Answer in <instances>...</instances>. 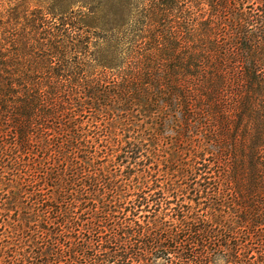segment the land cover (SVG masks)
Masks as SVG:
<instances>
[{"label": "trees", "instance_id": "obj_1", "mask_svg": "<svg viewBox=\"0 0 264 264\" xmlns=\"http://www.w3.org/2000/svg\"><path fill=\"white\" fill-rule=\"evenodd\" d=\"M77 5L90 12H69ZM47 10L25 12L24 32L0 38V159L22 161L38 144L49 164L32 182L43 221L2 247L0 264H264V0H65ZM148 88L214 148L183 171V187L151 184L149 166L132 180L134 168L124 179L97 165L110 155L86 119ZM124 144L120 157L143 156L140 140ZM223 208L233 210L225 224L204 214Z\"/></svg>", "mask_w": 264, "mask_h": 264}, {"label": "rangeland", "instance_id": "obj_2", "mask_svg": "<svg viewBox=\"0 0 264 264\" xmlns=\"http://www.w3.org/2000/svg\"><path fill=\"white\" fill-rule=\"evenodd\" d=\"M57 1L65 0H0V27L3 28L0 29V38L6 36L10 39L16 34L14 32H17L16 36L22 34L25 26L21 17L25 12H49L47 8ZM82 6L77 5L69 12H90L89 7ZM18 15L20 19L16 21L14 16ZM154 94L158 92L148 88L146 96L139 97L135 104H122L111 108L113 110L107 115H95L92 120L89 117L86 119L90 135L100 137L96 150L104 153V157L108 153L110 155L108 160L98 158L96 162L98 166L107 168L114 175L128 176L127 167L134 168L132 180L144 177V167L149 166L151 170H147L153 175V178L149 177L151 184L152 180H157L164 190H167L170 184H181L183 187L180 183L184 182L183 171L194 164L195 160L201 162L202 158H210L214 148L210 147L202 131L183 128L185 124L179 114L172 111L162 112L160 107L155 106L151 101L157 98L152 97ZM162 104L161 101L160 106ZM135 139L146 146L143 156L136 160L120 157V144ZM37 146L32 148V153H27V158L22 157V161H10L13 156L5 160L0 159V249L4 246L14 248L20 245L31 228L43 221V215L40 213L43 205L39 203L38 190L32 182L49 168V164L46 162L47 154L44 153L47 151H42V147ZM70 160L73 161L72 157ZM127 160L130 162L127 163ZM51 166L58 168L54 162H51ZM63 168L62 165L59 169H53L60 171ZM120 171L121 173H118ZM137 183L136 189L142 185ZM41 187L46 188L42 193L47 194L49 188L45 187V184ZM230 195L233 196L231 192L228 196ZM230 204H233V200ZM204 214L211 221L225 224L233 217V210L223 208L216 213L208 210Z\"/></svg>", "mask_w": 264, "mask_h": 264}]
</instances>
